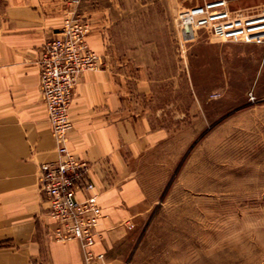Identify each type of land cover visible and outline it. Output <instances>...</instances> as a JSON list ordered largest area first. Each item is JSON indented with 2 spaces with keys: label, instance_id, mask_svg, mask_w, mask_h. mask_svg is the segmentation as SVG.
I'll return each mask as SVG.
<instances>
[{
  "label": "rangeland",
  "instance_id": "obj_1",
  "mask_svg": "<svg viewBox=\"0 0 264 264\" xmlns=\"http://www.w3.org/2000/svg\"><path fill=\"white\" fill-rule=\"evenodd\" d=\"M227 1L235 17L264 12V0ZM200 3H82L130 6L127 27L160 44L148 106L154 128L170 135L140 166L153 203L135 243L115 252L122 264H264V43L229 42L207 29L183 43L178 14Z\"/></svg>",
  "mask_w": 264,
  "mask_h": 264
},
{
  "label": "crops",
  "instance_id": "obj_2",
  "mask_svg": "<svg viewBox=\"0 0 264 264\" xmlns=\"http://www.w3.org/2000/svg\"><path fill=\"white\" fill-rule=\"evenodd\" d=\"M65 2L0 0V264H84L77 242L53 239L55 224L38 183L40 169L59 156L37 60L63 24ZM81 9L89 24L87 44L102 69L84 73L73 90L68 148L90 164L104 216L93 251L104 254L108 264H122L124 258L115 252L135 243L153 203L140 166L170 135L154 128L148 106L157 93L152 78L160 44L127 27L130 6L85 4ZM128 221L137 229L129 230Z\"/></svg>",
  "mask_w": 264,
  "mask_h": 264
},
{
  "label": "built area",
  "instance_id": "obj_3",
  "mask_svg": "<svg viewBox=\"0 0 264 264\" xmlns=\"http://www.w3.org/2000/svg\"><path fill=\"white\" fill-rule=\"evenodd\" d=\"M82 3L83 0H66L62 26L39 51L40 94L59 157L40 169L38 183L46 197L48 216L55 224L53 239L77 242L84 264H108L104 254L93 251L104 216L91 180L90 164L76 158L68 148L73 90L84 73L100 69V59L86 41L89 24L82 13ZM177 21L183 43L195 39V32L200 29L229 42L260 36L264 43V12L235 17L227 0H201L200 4L182 10Z\"/></svg>",
  "mask_w": 264,
  "mask_h": 264
}]
</instances>
